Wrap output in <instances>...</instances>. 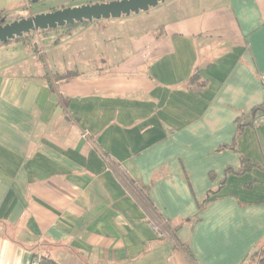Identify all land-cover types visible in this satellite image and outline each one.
Wrapping results in <instances>:
<instances>
[{"label": "crops", "instance_id": "1", "mask_svg": "<svg viewBox=\"0 0 264 264\" xmlns=\"http://www.w3.org/2000/svg\"><path fill=\"white\" fill-rule=\"evenodd\" d=\"M149 14L97 39L88 74L55 54L105 21L45 37L51 60L41 35L0 47V264H243L264 246V121L238 131L264 103V0ZM43 57L58 72L35 73ZM243 161L259 167L228 171Z\"/></svg>", "mask_w": 264, "mask_h": 264}, {"label": "rangeland", "instance_id": "2", "mask_svg": "<svg viewBox=\"0 0 264 264\" xmlns=\"http://www.w3.org/2000/svg\"><path fill=\"white\" fill-rule=\"evenodd\" d=\"M112 1L119 0H0V13L2 14V20L4 19L6 24L11 23L13 21L19 20L21 18H28L30 16H35L38 14H44L52 12L51 10H61L63 8H74L80 7L83 5H93L99 3H107ZM171 0H167L164 4L158 6L159 8L163 5H167ZM196 2H201L204 0H195ZM147 13H140L139 15H131L130 17H122L120 19H112L106 20L105 23L111 27L108 28L107 31H99L98 29L88 31L84 35L75 39L71 44L65 45L62 48H59L56 51V54L52 51H48L50 48V42L45 37H54L53 39H58L62 36V33H72L74 29L78 27H74L71 30H53L48 33L41 34V39L46 46V53L48 60H51V56L55 54L57 58H59L60 65L58 67L67 68L73 64L72 62L78 63L81 70H85L86 74L92 72V66L96 63H101L102 58L98 57L99 54H96L93 51L94 43H96L97 39H104L106 37H110L116 34V30L118 34H126V31L129 29H133L131 33L141 30L148 29L152 26L157 25V21L159 19V15H146ZM158 16V17H157ZM143 23V24H141ZM116 29V30H115ZM38 34V33H37ZM37 34L31 37L32 43L38 41ZM38 43V42H36ZM54 53V54H53ZM72 53L76 54L75 59H73ZM117 57H106L107 64L110 65L118 60ZM44 62L40 58H36L33 62L34 72L35 73H46L45 65L48 60L43 57ZM50 62V61H49ZM53 64L47 63L48 69L50 72H58L52 66ZM58 65V64H57ZM259 257L252 256L250 257L245 264H258Z\"/></svg>", "mask_w": 264, "mask_h": 264}, {"label": "water", "instance_id": "3", "mask_svg": "<svg viewBox=\"0 0 264 264\" xmlns=\"http://www.w3.org/2000/svg\"><path fill=\"white\" fill-rule=\"evenodd\" d=\"M167 0H119L74 8H63L49 13L21 18L6 24L0 22V45L41 31L57 30L85 22L106 21L148 13Z\"/></svg>", "mask_w": 264, "mask_h": 264}, {"label": "trees", "instance_id": "4", "mask_svg": "<svg viewBox=\"0 0 264 264\" xmlns=\"http://www.w3.org/2000/svg\"><path fill=\"white\" fill-rule=\"evenodd\" d=\"M51 11H55V10H51ZM2 14H3V12L0 13V22L2 20ZM85 23H88V22H85ZM77 25H80V24H76L74 26H67V27L61 28V29L71 30L74 27H76ZM51 31L52 30L41 31L38 34L37 33L36 34L37 35H41V34H44V33L51 32ZM33 35H35V33H33L31 35L24 36L23 38H20V39H16L15 41H10L7 44H2V45H0V47L11 45V44H14V43H21V44L33 46L34 43H32V41H31V37ZM79 76H80V73L77 70H71V71H66L64 73H61V74H49L48 73L46 75V78L49 80L50 87L52 89H54V91H55V85H59V84H62V83L69 82L70 80H72L74 78H77ZM201 80H202V78H201V75H200V71L196 70L194 72V74L192 75V77H191V79L189 81V84L191 86H194V85L200 83ZM201 86L205 87L206 86L205 82H202ZM263 116H264V103L260 107L255 108L251 112V114H250V116L248 118L244 119L242 117V118H240L238 120V131H239V134L243 131V129L247 125L255 127L256 123ZM254 167H259V165L253 164L250 161H243L242 166H241V168L239 170L234 171L233 169H229L228 171L229 172H234L236 175H242L244 173L250 172L252 170V168H254ZM252 256H258L259 257L258 264H264V246L258 247V249L252 255H250V257H252ZM250 257H248L243 264H245ZM39 264H58V263H56V262H54V261H52V260H50V259H48L46 257H41V258H39Z\"/></svg>", "mask_w": 264, "mask_h": 264}, {"label": "built area", "instance_id": "5", "mask_svg": "<svg viewBox=\"0 0 264 264\" xmlns=\"http://www.w3.org/2000/svg\"><path fill=\"white\" fill-rule=\"evenodd\" d=\"M263 121H264V116L256 123V126H258ZM31 264H39V258H36Z\"/></svg>", "mask_w": 264, "mask_h": 264}, {"label": "flooded vegetation", "instance_id": "6", "mask_svg": "<svg viewBox=\"0 0 264 264\" xmlns=\"http://www.w3.org/2000/svg\"><path fill=\"white\" fill-rule=\"evenodd\" d=\"M6 23V22H5Z\"/></svg>", "mask_w": 264, "mask_h": 264}]
</instances>
